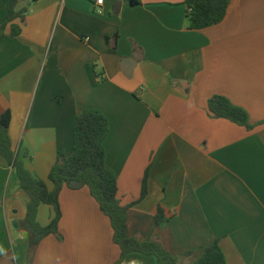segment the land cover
<instances>
[{
	"label": "crops",
	"instance_id": "0c3cea01",
	"mask_svg": "<svg viewBox=\"0 0 264 264\" xmlns=\"http://www.w3.org/2000/svg\"><path fill=\"white\" fill-rule=\"evenodd\" d=\"M22 7L20 34L0 39V113H11V147L24 167L51 189L52 165L72 151L76 115L96 108L108 121L105 161L131 236L161 242L181 258L175 264H189L213 239L225 264H264V0H230L223 20L202 29L188 27L184 0H19ZM5 17L0 0V25ZM214 94L244 108L252 127L211 117ZM187 185L196 203L185 200ZM28 201L0 154V264H27ZM58 203L60 236L42 238L30 264L157 263L121 255L86 186L63 187ZM158 206L169 219L156 226ZM182 213L198 214L204 228L192 247L167 231ZM52 217L40 204L39 224Z\"/></svg>",
	"mask_w": 264,
	"mask_h": 264
},
{
	"label": "trees",
	"instance_id": "16d2710c",
	"mask_svg": "<svg viewBox=\"0 0 264 264\" xmlns=\"http://www.w3.org/2000/svg\"><path fill=\"white\" fill-rule=\"evenodd\" d=\"M35 1V0H32ZM19 0H5L6 17L0 25V39H15L21 27L14 20H22L27 11L26 7L18 8ZM230 0H184L186 5V18L188 27L202 29L219 23L225 17ZM10 26V32L5 29ZM211 117L225 118L239 125L251 128L247 111L235 105L229 98L221 94L212 95L207 102ZM11 113H0V154L13 166L19 179L20 187L28 194L29 201L26 215L21 222L29 238L27 264L42 238L49 234L59 237L58 221L60 208L58 203L59 192L63 187L79 189L86 186L90 194L97 201L101 212L109 218L113 241L119 246L121 255L131 252L153 255L156 264H175L176 255L161 242L154 239L138 240L128 233L126 221V206H122L117 196V180L113 170L106 164L104 139L108 134L109 125L105 115L96 108H84L75 117L72 129V151L59 153L56 162L52 165L48 181L52 184L50 189L47 183L35 177L27 170L22 160L11 147L8 134ZM148 171L145 172L139 200L148 192ZM185 200L196 203L195 196L189 185L184 190ZM40 204H49L53 208V217L47 225L42 226L37 220V211ZM168 217L164 210L158 206L153 217L154 225L159 226ZM186 250L184 254H190ZM225 255L217 240L202 246L199 254L189 264H225Z\"/></svg>",
	"mask_w": 264,
	"mask_h": 264
},
{
	"label": "rangeland",
	"instance_id": "374dc122",
	"mask_svg": "<svg viewBox=\"0 0 264 264\" xmlns=\"http://www.w3.org/2000/svg\"><path fill=\"white\" fill-rule=\"evenodd\" d=\"M167 231L170 236H173V239H174V233L175 235L176 234L180 235L181 239L183 240L181 242L183 247L184 246L192 247L193 243L198 244L200 241H202L200 240V238L202 237L204 238V228L198 214H193L189 216L187 213L186 214L182 213L177 217L172 218L170 220V224L167 228ZM196 246L199 247L198 245ZM198 252H199V248L198 250H196L195 255ZM173 253L176 255L177 259L178 258L181 259L177 253L175 252Z\"/></svg>",
	"mask_w": 264,
	"mask_h": 264
},
{
	"label": "built area",
	"instance_id": "2783aa9c",
	"mask_svg": "<svg viewBox=\"0 0 264 264\" xmlns=\"http://www.w3.org/2000/svg\"><path fill=\"white\" fill-rule=\"evenodd\" d=\"M102 1H103V0H96V3H97L98 5H101V4H102ZM97 12H100V10H97Z\"/></svg>",
	"mask_w": 264,
	"mask_h": 264
}]
</instances>
